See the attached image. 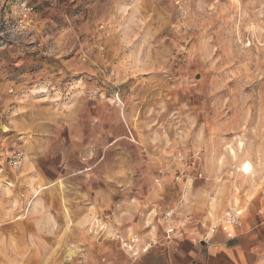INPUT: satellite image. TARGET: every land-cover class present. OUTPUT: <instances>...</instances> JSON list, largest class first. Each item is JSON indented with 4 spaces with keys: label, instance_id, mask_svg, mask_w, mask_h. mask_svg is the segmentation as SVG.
<instances>
[{
    "label": "rangeland",
    "instance_id": "obj_1",
    "mask_svg": "<svg viewBox=\"0 0 264 264\" xmlns=\"http://www.w3.org/2000/svg\"><path fill=\"white\" fill-rule=\"evenodd\" d=\"M156 189L166 228L264 216V0H0V264L138 255Z\"/></svg>",
    "mask_w": 264,
    "mask_h": 264
},
{
    "label": "crops",
    "instance_id": "obj_2",
    "mask_svg": "<svg viewBox=\"0 0 264 264\" xmlns=\"http://www.w3.org/2000/svg\"><path fill=\"white\" fill-rule=\"evenodd\" d=\"M119 2V1H118ZM81 81V80H80ZM83 93L86 82L76 84ZM80 85V86H79ZM96 92L92 94V103L96 105V111L103 115L104 91L96 86ZM88 95L80 98V103L88 102ZM53 135V131L49 132ZM159 153V155H157ZM157 164L164 165V149L161 147L154 152ZM156 165V164H155ZM157 166V165H156ZM164 185V179L162 180ZM164 195V190H154L148 199H137L136 202L125 206L130 208L124 212L120 207L113 213L114 229H118L121 235L134 231L141 239H151L152 245L142 250L138 255L132 256L125 252L118 240L104 238L98 245V253L102 256L101 264H256L260 258L259 252L264 251V216L254 209L242 216L239 227L232 229L233 237L227 238L225 233L228 228L221 225L212 234L210 240H202L206 228L212 220L202 222V226L183 224L182 228H176L170 238H165V225L159 212V197ZM122 218L129 219L128 224H118ZM225 229V232H224ZM131 242V241H129ZM142 242H140L141 244ZM138 244V243H134ZM138 246V245H137Z\"/></svg>",
    "mask_w": 264,
    "mask_h": 264
},
{
    "label": "built area",
    "instance_id": "obj_3",
    "mask_svg": "<svg viewBox=\"0 0 264 264\" xmlns=\"http://www.w3.org/2000/svg\"><path fill=\"white\" fill-rule=\"evenodd\" d=\"M33 7L32 6H27L25 4H22L21 6V14L24 17H27L29 13L32 11ZM239 210L235 209H229L224 218V223L230 227H236L240 224V215ZM175 231V227L169 225L166 230H165V238H170L171 234ZM217 231V226L215 224H210L205 231L202 240L204 242L208 241L211 238V235ZM227 237L231 238L233 237V232L228 231L227 232ZM134 242H138L137 240H132V242H123L122 246L128 251L131 255H136L138 253V250L136 249V246L134 245ZM150 246V242L147 241L144 245V248H148Z\"/></svg>",
    "mask_w": 264,
    "mask_h": 264
},
{
    "label": "bare ground",
    "instance_id": "obj_4",
    "mask_svg": "<svg viewBox=\"0 0 264 264\" xmlns=\"http://www.w3.org/2000/svg\"><path fill=\"white\" fill-rule=\"evenodd\" d=\"M247 166V165H246ZM94 222V221H93ZM74 250V249H73ZM73 252V251H72Z\"/></svg>",
    "mask_w": 264,
    "mask_h": 264
}]
</instances>
